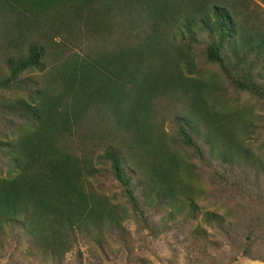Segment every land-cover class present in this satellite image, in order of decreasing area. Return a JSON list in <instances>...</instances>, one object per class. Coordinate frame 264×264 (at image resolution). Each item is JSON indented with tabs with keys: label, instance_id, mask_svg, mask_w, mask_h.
Wrapping results in <instances>:
<instances>
[{
	"label": "trees",
	"instance_id": "obj_1",
	"mask_svg": "<svg viewBox=\"0 0 264 264\" xmlns=\"http://www.w3.org/2000/svg\"><path fill=\"white\" fill-rule=\"evenodd\" d=\"M242 97L264 107V0H0V261L83 264L84 244L102 264L128 222L233 241L209 186L249 206L250 257L264 153Z\"/></svg>",
	"mask_w": 264,
	"mask_h": 264
},
{
	"label": "rangeland",
	"instance_id": "obj_2",
	"mask_svg": "<svg viewBox=\"0 0 264 264\" xmlns=\"http://www.w3.org/2000/svg\"><path fill=\"white\" fill-rule=\"evenodd\" d=\"M237 105L247 108L246 117L257 124L254 133L250 134L251 146L249 145V148L251 152L255 155L260 151L264 153V107L260 102L249 100L247 97L239 99ZM254 181L257 188L264 192V174H260ZM102 184L108 192L116 191L112 186L103 182ZM209 190L213 196H216V200L204 202L205 207L220 212L222 207L218 206L224 203V213L229 211L231 220L236 225L234 228L237 230V235L233 241L225 239L224 232H209L208 242L199 243L195 247H192V243L189 241L183 242L181 237L173 233L144 242L137 237L134 224L128 222L127 227L131 234V240L127 245L129 249H125L118 243L112 244L110 249L102 255V264H139L138 260H145L147 264H264V245L253 247L250 257L239 258L232 263L233 257L240 250L238 247L242 238L239 232H242V229L251 220V216L247 212L249 206L244 205L238 195L215 194L212 186H209ZM229 196L232 200H229ZM199 245L201 249L197 248ZM197 250L202 256L198 254ZM80 251L84 259L83 264H86V260L90 258L86 245H81ZM14 256L16 258L2 259L0 264H27L26 261L18 257V252L14 253ZM73 257L69 258L70 263L74 261ZM90 261V264H96L93 260Z\"/></svg>",
	"mask_w": 264,
	"mask_h": 264
}]
</instances>
